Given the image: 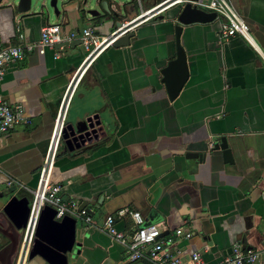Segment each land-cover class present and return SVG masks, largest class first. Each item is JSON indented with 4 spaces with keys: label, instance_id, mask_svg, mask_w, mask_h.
I'll return each instance as SVG.
<instances>
[{
    "label": "crops",
    "instance_id": "1",
    "mask_svg": "<svg viewBox=\"0 0 264 264\" xmlns=\"http://www.w3.org/2000/svg\"><path fill=\"white\" fill-rule=\"evenodd\" d=\"M160 1L141 0L138 6L119 0L111 5L115 16L105 19L79 17L71 0L53 20L17 14L1 1L0 47L35 41L47 24H58L62 33L90 26L105 36L116 21H128ZM228 2L246 24L248 38H220L215 18L183 26L179 41L187 78L174 99L166 97L159 69L174 57L176 4L128 29L133 34L127 45L108 44L79 78L63 127L97 114L104 135L83 149L68 150L61 139L58 144L51 180L91 217V224L76 220L79 246L67 255L68 264H149L127 261L121 245L98 229L105 215L119 209L137 211L161 233L190 230V238L175 239L171 246L182 263L198 251L203 264H214L230 253L233 242L245 249L262 247L264 0ZM93 6L100 9V0H87L83 8ZM78 41L4 65L0 95L21 105L28 123L0 135V192L11 191L0 197V208L11 195L26 196L18 185L35 187L61 95L84 56ZM220 136L226 137L231 162L220 150H210ZM114 227L132 229L129 215L115 217ZM6 242L0 234V248ZM24 264L47 263L35 256ZM253 264H264V257Z\"/></svg>",
    "mask_w": 264,
    "mask_h": 264
},
{
    "label": "built area",
    "instance_id": "2",
    "mask_svg": "<svg viewBox=\"0 0 264 264\" xmlns=\"http://www.w3.org/2000/svg\"><path fill=\"white\" fill-rule=\"evenodd\" d=\"M135 1L140 6L141 0ZM184 2H189L204 11L214 12L215 19L218 21V35L220 38L233 35L248 38L246 24L231 7L228 0H162L148 9L140 10L137 15L128 21L122 22L120 27L113 29L105 36L94 33L90 26L62 33L58 24H47L40 28L39 37L35 41L0 47V79L3 76L6 63L20 60L29 52L36 51L42 54L46 47H52L61 42H70L74 39H79L84 49V56L61 95L48 144L38 168L35 187L28 189L18 185L20 188L27 190L30 197L28 214L22 228L13 264H24L27 260L34 238L37 219L44 206L54 210L53 218L55 220H60L63 216H69L76 220H81L85 224H91L88 210L80 207L76 200L64 198L61 193V185L51 180V172L61 139L64 117L79 78L94 58L110 44L113 35L117 32L119 34L125 32L136 24L156 16L166 7ZM15 30L16 37L22 40V33L17 27ZM62 47L59 46L58 48L61 49ZM54 57H56V54ZM22 112L21 105L9 104L0 95V135L6 133L17 124L28 123V119L22 116ZM9 184H11L10 181L7 182V185ZM125 214L129 215L133 228L127 232L118 231L114 227V219ZM98 229L121 245L123 256L129 262L145 259L149 264H203L198 251L190 253L188 261L182 263L171 250L175 239H188L192 236L190 230L175 227L172 235L162 234L156 224H145L137 211L119 209L115 215L107 214ZM262 238L264 241V233ZM260 257H264V243L260 249H245L239 242H233L230 246V253L214 264H253Z\"/></svg>",
    "mask_w": 264,
    "mask_h": 264
},
{
    "label": "water",
    "instance_id": "3",
    "mask_svg": "<svg viewBox=\"0 0 264 264\" xmlns=\"http://www.w3.org/2000/svg\"><path fill=\"white\" fill-rule=\"evenodd\" d=\"M8 6H14L17 14H28L39 20H51L60 17L65 12V6L71 0H0ZM87 0H74L76 13L79 17L88 15L90 18L104 15L108 19L115 16L111 5L107 0H100V11L83 8ZM114 4V3H113ZM117 6V4H114ZM176 15L173 25L174 57L166 61L159 69V81L162 83L168 100L174 99L187 78L185 53L179 41L180 31L183 26L193 23H207L215 18L212 11H204L191 5L189 2L176 4ZM100 23V21H99ZM115 28L121 26V22L114 23ZM131 30L113 35L111 46L121 47L129 43L132 36ZM76 44H81L79 40ZM59 46H69L70 42H61ZM104 135L97 114L84 115L78 122L66 124L61 130V140L68 150L80 149L97 141ZM210 150H220L222 159L231 162V153L226 137H217L211 144ZM198 156V155H197ZM9 195V190L0 192V197ZM29 200L26 196L17 197L11 195L0 208V234L7 242L0 248V264H13L18 244L28 214ZM54 210L44 206L38 216L34 230V238L29 249L28 259L39 257L47 264H68L67 255H74L78 248L75 243L76 219L63 216L60 220L53 218ZM164 234V232L162 233Z\"/></svg>",
    "mask_w": 264,
    "mask_h": 264
},
{
    "label": "rangeland",
    "instance_id": "4",
    "mask_svg": "<svg viewBox=\"0 0 264 264\" xmlns=\"http://www.w3.org/2000/svg\"><path fill=\"white\" fill-rule=\"evenodd\" d=\"M48 1V0H47ZM108 1V3L109 4H118V2H119V0H107ZM91 10H97V11H100V9H99V7L98 6H93V7H91ZM119 13H120V15H122L123 14V10H122V8H120V10H119ZM130 13H132V11L130 12ZM54 19H56V18H54ZM51 20H53V19H51ZM51 21H49V23H50ZM12 189V191H14L15 189H18V187L15 185V188H11ZM24 191V190H23ZM11 192V191H10ZM9 192V195L11 194ZM25 193H24V195H26L28 198L30 197L29 196V192H27V191H24Z\"/></svg>",
    "mask_w": 264,
    "mask_h": 264
}]
</instances>
